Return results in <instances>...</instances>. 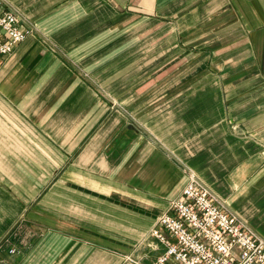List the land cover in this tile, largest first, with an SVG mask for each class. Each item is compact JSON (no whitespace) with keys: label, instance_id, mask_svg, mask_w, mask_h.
I'll return each mask as SVG.
<instances>
[{"label":"crops","instance_id":"1","mask_svg":"<svg viewBox=\"0 0 264 264\" xmlns=\"http://www.w3.org/2000/svg\"><path fill=\"white\" fill-rule=\"evenodd\" d=\"M0 8V264H153L190 172L264 237V0Z\"/></svg>","mask_w":264,"mask_h":264},{"label":"built area","instance_id":"2","mask_svg":"<svg viewBox=\"0 0 264 264\" xmlns=\"http://www.w3.org/2000/svg\"><path fill=\"white\" fill-rule=\"evenodd\" d=\"M32 33L16 11L0 8V56ZM150 235L166 246L153 264H264V237L193 172Z\"/></svg>","mask_w":264,"mask_h":264}]
</instances>
